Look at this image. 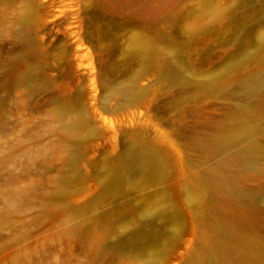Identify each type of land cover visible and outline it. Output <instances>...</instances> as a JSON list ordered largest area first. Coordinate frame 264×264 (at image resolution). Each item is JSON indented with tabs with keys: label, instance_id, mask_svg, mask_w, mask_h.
<instances>
[{
	"label": "rangeland",
	"instance_id": "1",
	"mask_svg": "<svg viewBox=\"0 0 264 264\" xmlns=\"http://www.w3.org/2000/svg\"><path fill=\"white\" fill-rule=\"evenodd\" d=\"M242 105L252 163L221 167L208 140L239 133ZM252 246L264 264V0H0V264H239Z\"/></svg>",
	"mask_w": 264,
	"mask_h": 264
},
{
	"label": "bare ground",
	"instance_id": "2",
	"mask_svg": "<svg viewBox=\"0 0 264 264\" xmlns=\"http://www.w3.org/2000/svg\"><path fill=\"white\" fill-rule=\"evenodd\" d=\"M140 50L145 52L149 51V46L143 43L140 46ZM246 90L248 93H252L256 88L255 83H250L245 85ZM252 112L251 108L246 105H242L236 109V111L231 115V120L233 121V128L234 130L238 131V134L234 136L225 135V136H218L211 138L208 140L209 142H217L219 144L220 150L224 154L223 157L220 159V166L221 167H228L235 163L243 164L244 166H248L252 163L253 158V129L250 126L249 115ZM75 123H79L82 121V117H78L75 119ZM244 139V141H242ZM248 142L246 143V141ZM207 142V140L205 141ZM204 142V143H205ZM242 143V144H240ZM255 145V143H254ZM145 159L142 160L143 164L149 165L155 162H159V157L155 154H151L150 156L144 157ZM228 178L225 174L219 172L218 170H214L209 175L202 179V183L205 187L217 190L222 188L227 182ZM224 236L230 239H238L239 236H235V232L231 228H227L223 232ZM254 250L251 252L250 255H238L239 264H250L252 261L259 260L262 257V253H258L259 249L256 246H252ZM204 248L214 255L218 256L221 259L226 258L228 256V250L222 247L219 243H212L205 245ZM225 256V257H224ZM199 259H193L191 264H200Z\"/></svg>",
	"mask_w": 264,
	"mask_h": 264
}]
</instances>
